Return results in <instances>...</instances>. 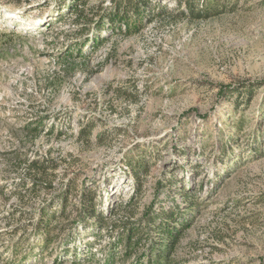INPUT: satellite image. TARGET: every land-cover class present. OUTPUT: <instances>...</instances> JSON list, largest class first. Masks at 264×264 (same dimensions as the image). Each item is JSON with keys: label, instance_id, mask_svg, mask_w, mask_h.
<instances>
[{"label": "rangeland", "instance_id": "1", "mask_svg": "<svg viewBox=\"0 0 264 264\" xmlns=\"http://www.w3.org/2000/svg\"><path fill=\"white\" fill-rule=\"evenodd\" d=\"M153 2L159 17L67 58L112 0H82L81 15L69 0H0V264H140L109 228L80 224L83 191L111 221L120 204L136 221L178 207L173 264H264V0H218L192 20ZM242 84L258 89L235 108L226 94ZM138 156L140 193L126 166ZM158 182L173 191L156 195ZM45 205L49 244L34 234Z\"/></svg>", "mask_w": 264, "mask_h": 264}, {"label": "trees", "instance_id": "2", "mask_svg": "<svg viewBox=\"0 0 264 264\" xmlns=\"http://www.w3.org/2000/svg\"><path fill=\"white\" fill-rule=\"evenodd\" d=\"M81 1L82 0H69L67 7L72 13L81 15L83 12L79 7ZM217 1L218 0H176L174 17L192 20L206 19L217 15L223 9L217 4ZM104 11L99 14L97 21L83 25L78 29V34H82L81 36L84 37V40L69 45V48L64 54L65 57L73 58L76 56L73 55L74 52L77 53V56L80 55L81 46L86 44L85 42L89 40H93V46H95V42H101V40H97L101 32H110L111 35L131 34L138 30L146 21L151 18L159 17L166 10L160 6V4L153 2V0H112L110 9L105 14ZM61 16L59 12L52 18L49 16L50 23L54 20L61 19ZM96 33L98 36H96ZM257 89L256 86L242 84L241 87L235 90L229 89L226 95H228V97L236 95L234 103L235 108H237L241 103L244 105L249 104ZM241 96L245 97L242 102L239 101ZM38 126L41 127V124ZM126 163L127 168L130 170L135 180V191L138 190V193H140L139 189L142 182L140 172L143 168H147L148 162L143 156H138L136 162ZM171 187H173L171 186V182L164 186L158 182L156 186V195L163 190L173 191ZM176 190L185 203H188L189 206L194 205V200L184 186ZM56 202V205H59L60 208L59 211H57L58 213L52 212L51 217H54L56 213L58 215H64V207L66 204L64 202L60 204V200ZM47 208L48 207L45 205L39 209L37 221L34 224V234L37 236L38 241L43 244L50 243L51 239L49 238V232L55 228L52 226L53 222L48 218L50 216V211H48ZM124 210L125 212L119 220H108L103 217L102 212L96 209L93 194L89 191H83L80 206L78 208V212L80 211L81 215L79 216L80 224L83 227H87L93 223L96 227L101 225L104 229L109 228L110 231H113L112 242L109 246L112 248L115 247L116 249L119 248L120 250L118 249V251H120V253L118 256H121V258H132L140 264H173L171 255L174 252L182 231L188 224L185 218H182V211H179L178 207L174 205L167 209L159 206L156 211H154L155 209L151 210V208H149L145 217L136 221L133 220V214L130 213L128 206L126 207V205L120 204L116 207V212ZM142 222L144 224L140 225L139 223Z\"/></svg>", "mask_w": 264, "mask_h": 264}]
</instances>
